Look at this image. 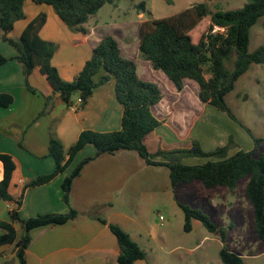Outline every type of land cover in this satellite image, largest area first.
<instances>
[{
    "label": "trees",
    "instance_id": "16d2710c",
    "mask_svg": "<svg viewBox=\"0 0 264 264\" xmlns=\"http://www.w3.org/2000/svg\"><path fill=\"white\" fill-rule=\"evenodd\" d=\"M31 1L37 5L52 7L60 20L70 29L87 34L89 31L85 24L89 18L97 15L107 4H115L116 0ZM26 2L27 0H0V38L17 52L13 59L0 54V68L11 60L17 61L23 68L26 86L32 93L36 91L31 86L30 77L39 70L46 77L55 95L58 94L60 100L69 107L74 105L73 97L78 94L82 100L81 108H85L95 89L113 80L116 98L123 107L122 129L107 133L85 130L77 142L66 151L54 128H51L49 156L55 162V170L31 180L24 186L21 197L16 201V208L11 211L10 221H0L2 231L0 247L15 245L20 264H26V251L32 242L31 231L65 225L76 220L79 212L71 206L74 180L93 160L118 152H135L146 165L167 168L174 188L179 184L201 181L207 189L224 187L234 191L239 182L249 177L246 196L254 208L256 234L264 243V154L256 156V151L264 143V139L255 138L235 116L226 101L227 95L235 89L237 81L252 65L264 66V47L254 52L249 51L251 30L264 17V0H247L242 9L214 13L206 3L197 4L169 17L144 21L139 30V53L150 62L153 70L163 73L178 92L184 90L188 80L197 83L198 98L202 104L227 114L253 138L256 147L254 151L239 150L232 156H229L234 143L232 136L226 145L219 146L213 151H205L199 141L193 140L188 148L160 149L152 153L145 141L162 125L153 112L163 100L160 87L139 77L136 62L122 56L120 43L113 34L103 37L75 80L71 82L63 80L53 65V59L58 51L57 45L41 37V31L47 22L46 14H40L33 19L19 39L11 37L15 24L26 18ZM207 17L211 18V24L198 43H195L192 33ZM217 28L223 31L217 32ZM234 54L237 55V60L234 69L230 70L226 67V61ZM206 67L210 74L209 78L206 77ZM97 76H100L98 81ZM13 102L12 96H0V107L7 108ZM54 107V97L47 98L40 116L51 114ZM19 145L23 148L21 143ZM88 145L96 148V157L84 159L63 183V200L68 205L69 212L38 215L28 220L21 219L19 209L23 204L25 191L28 188L49 184L57 176L65 173L78 153ZM188 158L208 161L204 164L189 165L185 163ZM0 162L3 165L0 201L12 202L15 199L10 192V186L16 163L11 156L1 153ZM179 206L185 215L186 232L193 230L195 221L201 222L210 233L219 231L202 210L181 202ZM99 220L103 224H108L103 218ZM16 224L24 230L21 238L15 228ZM109 228L119 244L118 264H135L148 260L147 252L125 230L116 224H109ZM230 229H233V226ZM220 232L225 243L227 230L220 229ZM220 260L222 264H245L241 256L226 246L220 251Z\"/></svg>",
    "mask_w": 264,
    "mask_h": 264
},
{
    "label": "crops",
    "instance_id": "0c3cea01",
    "mask_svg": "<svg viewBox=\"0 0 264 264\" xmlns=\"http://www.w3.org/2000/svg\"><path fill=\"white\" fill-rule=\"evenodd\" d=\"M25 14L26 18L15 24L11 37L19 39L33 19L40 14H46L47 22L41 31V37L57 45L58 51L53 59V65L58 69L61 78L67 82L75 80L92 57L93 50L108 34H113L119 41L122 56L135 61L133 57L125 53L124 49L128 50V46L133 44L130 41L133 33L138 35L139 43L140 26L147 21L142 13L139 15L140 21L131 26L118 25L112 30L100 25L98 20L93 24L88 21L85 28L89 32L83 34L65 25L50 6L37 5L27 0ZM131 27L136 31L132 33L129 30ZM115 29L118 30L115 31ZM119 36L126 42L121 44ZM0 54L13 59L17 52L0 38ZM135 62L139 67L137 61ZM144 62L146 61L143 60L142 63ZM146 63L151 66L150 62ZM138 75L141 79L150 82L149 79L142 78L140 72ZM99 78L100 76H97L96 80L98 81ZM165 78L175 88L166 76ZM188 82L196 86L194 100L187 95ZM30 83L36 93L28 90L23 68L17 61L11 60L0 68V96L9 95L14 99L9 107H0V153L11 156L16 163L10 186V192L15 200L0 201V221L3 222L10 221L11 211L16 208V201L21 197L24 186L31 180L55 170V162L49 156L51 128H54L66 151L77 142L80 134L85 130L107 133L122 129L123 107L116 98L113 80L95 89L86 107L80 106L77 110H73L62 102L58 94L55 95L46 77L39 70L31 75ZM157 85L163 92V100L153 109V112L162 125L146 138L145 142L149 150L155 153L160 149H182L188 148L193 140L200 142L202 134L197 136L195 131L208 105L202 104L198 98V84L188 80L183 91L178 92L175 88L176 92L181 94V109L195 110L197 108L202 112L190 128L187 124L185 125L187 128L179 126L186 122V117L181 119L182 114L177 117L174 124L170 123L173 118L169 121L159 118L156 109L164 107L165 93L162 86L159 83ZM49 97H54L55 100L53 112L40 116ZM79 99L80 96L75 95L74 104H77ZM185 134L189 138L188 141L184 137ZM226 144L225 142L221 145ZM96 155V148L88 145L78 153L65 173L57 176L49 184L28 188L19 209L20 218L28 220L38 215L68 213L70 209L63 200V183L84 159L95 158ZM145 168L164 167H150L138 155L131 152L106 154L87 164L81 175L74 180L71 190V206L79 212V217L65 225L32 230V242L26 251V264H118L120 248L109 224L120 226L143 248L141 244L143 234L139 240L127 230L125 225L130 220L134 229L138 226L143 228L138 220L129 217L126 201L129 192L139 190L149 192L153 180L157 181L153 177L140 174L146 170ZM2 178L3 165L0 162V181ZM145 185L149 187H144ZM99 218L107 220L108 224H103ZM15 228L21 238L24 234L23 228L19 224H16ZM143 229L144 233L152 239L153 227L147 226ZM0 264H20L18 249L15 245L0 247ZM135 264H150L149 257L147 261H138Z\"/></svg>",
    "mask_w": 264,
    "mask_h": 264
},
{
    "label": "rangeland",
    "instance_id": "374dc122",
    "mask_svg": "<svg viewBox=\"0 0 264 264\" xmlns=\"http://www.w3.org/2000/svg\"><path fill=\"white\" fill-rule=\"evenodd\" d=\"M202 3H206L214 13L242 9L247 0H116L115 4H107L97 15L91 16L89 23L93 24L98 20L100 25L112 30L118 25L131 26L140 21L139 15L142 13L145 20H151L154 17L164 18ZM210 24L211 18L207 17L193 31L192 37L195 43H198ZM129 30L132 33L136 31L132 27ZM216 31L223 30L217 28ZM137 36L133 33L130 39L133 44L124 51L137 61L138 72L142 78L149 79L155 84L159 83L164 89V107L156 109L157 115L165 121L173 118L170 123L174 124L177 117L182 114L181 119L186 117V122L179 126L186 127L187 124L190 128L202 112L197 108L195 110L181 109V94L176 92L163 74L152 70L146 63L147 60L139 53ZM119 39L121 44L126 42L120 36ZM260 47H264V17L251 30L249 51L254 52ZM143 60L146 62L142 63ZM236 60L237 55L234 54L226 61V67L233 70ZM206 77H210L208 67H206ZM195 87V84L188 82L186 88L187 95L193 100L196 98ZM226 101L235 116L252 132L254 137L264 139V66L252 65L250 70L237 81L235 89L227 95ZM195 134L197 136L202 134L199 140L205 151H213L222 146L221 144L228 143L230 136L233 137L234 143L229 156L239 150L249 152L256 148L253 138L244 128L227 114L211 106L206 107ZM184 137L188 141L187 134ZM260 154H264V143L256 151V156ZM135 155L138 154L135 153ZM207 161L188 158L185 163L198 165ZM145 169L140 174L153 177L157 181L153 180V189L151 188L149 192L144 190L129 192L126 201L127 211L129 217L138 220L143 228L153 227V238L151 239L139 226L134 229L130 220L125 226L139 240L143 234L141 244L147 250L150 264H222L220 251L224 246L241 256L245 264H264V243L256 234L254 208L246 196L249 177L239 182L234 191L224 187L207 189L201 181L179 184L177 188H174L170 184L167 168ZM179 202L202 210L219 228V231L210 233L201 222L195 221L193 230L186 232L185 215ZM161 217L166 221H161ZM231 226L233 229H230ZM220 229L227 230L228 236L225 243Z\"/></svg>",
    "mask_w": 264,
    "mask_h": 264
},
{
    "label": "built area",
    "instance_id": "2783aa9c",
    "mask_svg": "<svg viewBox=\"0 0 264 264\" xmlns=\"http://www.w3.org/2000/svg\"><path fill=\"white\" fill-rule=\"evenodd\" d=\"M81 104H82V100H81V98H80V99L78 100V103L72 105V107H70V108H72L73 110H77V109L81 106ZM161 221H164V218H163V217H161Z\"/></svg>",
    "mask_w": 264,
    "mask_h": 264
}]
</instances>
